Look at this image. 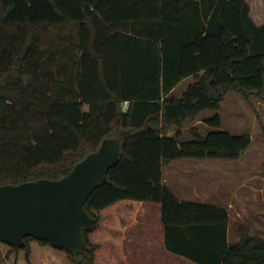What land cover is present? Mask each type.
<instances>
[{
  "label": "trees",
  "instance_id": "1",
  "mask_svg": "<svg viewBox=\"0 0 264 264\" xmlns=\"http://www.w3.org/2000/svg\"><path fill=\"white\" fill-rule=\"evenodd\" d=\"M230 90L264 91V23L248 0H0V185L59 179L106 138L122 150L85 204L95 223L83 252L25 236L23 246L0 240L6 259L125 264L124 228L147 201L161 205L169 252L264 264L263 241L246 231L229 241L226 208L181 200L163 181L173 160L235 159L250 146V135L221 128L219 113L204 119L214 130L193 126L180 141Z\"/></svg>",
  "mask_w": 264,
  "mask_h": 264
},
{
  "label": "rangeland",
  "instance_id": "2",
  "mask_svg": "<svg viewBox=\"0 0 264 264\" xmlns=\"http://www.w3.org/2000/svg\"><path fill=\"white\" fill-rule=\"evenodd\" d=\"M248 1L252 7V16L257 23L263 24L264 0ZM192 81V77L184 78L178 84L175 93L182 95ZM217 113L221 115L222 129L228 130L234 135L248 134L251 136L252 142L239 158H207L203 160L200 165L204 167V173H201L202 175L198 173L196 179L205 184L204 190H202L204 196H211V201L220 202L229 208L230 242H236V237L243 231L249 232L264 242V91L262 93L251 92L247 95L235 90L228 91L219 111L205 110L199 116L201 122L187 123L182 130L180 141L191 139L193 126L203 134L214 130L215 127L205 123L203 119L211 118ZM189 159L181 158L172 162V165L176 167V171L172 175L178 193L187 192L186 190L189 189L184 184V180H187L188 186L192 182V177H187L186 174L190 165L188 164ZM168 169L167 167L166 171ZM154 210L155 208L150 211L147 218H152L154 223H159L161 218L156 215L157 212ZM159 246V242H157L156 248ZM7 250L6 246L0 244V264H14L12 260L6 259ZM162 250L160 247L155 251L149 248L146 251V254L151 256L147 257L149 261L159 260L157 257H161L159 255ZM40 259L45 261L44 257ZM189 263L196 264L191 261ZM49 264L51 263L49 262ZM165 264H171V261L166 260Z\"/></svg>",
  "mask_w": 264,
  "mask_h": 264
},
{
  "label": "water",
  "instance_id": "3",
  "mask_svg": "<svg viewBox=\"0 0 264 264\" xmlns=\"http://www.w3.org/2000/svg\"><path fill=\"white\" fill-rule=\"evenodd\" d=\"M122 154L119 138H106L100 147L59 178H41L0 185V240L18 246L25 236L47 240L73 255L86 249L85 230L94 219L85 208L93 191L108 180Z\"/></svg>",
  "mask_w": 264,
  "mask_h": 264
},
{
  "label": "crops",
  "instance_id": "4",
  "mask_svg": "<svg viewBox=\"0 0 264 264\" xmlns=\"http://www.w3.org/2000/svg\"><path fill=\"white\" fill-rule=\"evenodd\" d=\"M251 13H252V7H251ZM189 77H192V76H189ZM193 81H194V78H193ZM177 86L173 88L171 91L175 95H177L175 93ZM177 96H180V95H177ZM196 122L197 123L201 122V119L196 120ZM174 131H176V129L172 130L170 133L172 134ZM188 158H190L189 159L190 161L188 163L190 165L188 166V170L186 174H187V177L188 176L192 177V182L191 184L189 183V186H188L187 180L186 181L184 180V184L187 187H189V189L186 190L187 192L182 191L178 193L176 190V186L174 184V178L172 175L176 171L175 165H172V162L174 160L163 166V169H162L163 170V181L165 185L181 200L192 201V202L201 201L199 203L212 204V205L214 204L217 206L224 207L229 211V208H227L224 204L217 202V201L216 202L211 201L210 200L211 196L210 197L207 195L204 196V193L202 192V190H204L205 184H203L202 182H199L198 179H196V176H198V173L199 174L204 173L203 172L204 167L201 166L200 163L209 157H205V158L188 157ZM196 160H199V161H196ZM167 167L169 168L168 171H166ZM153 204L154 202L142 201L139 205V208L137 210V215L134 221L124 228L122 246H123V254L125 256V264H165L166 260L169 262L171 261V264L172 263L190 264L189 261L191 260L183 256L173 254L166 249L165 247V227L162 223V220L159 223H154L152 221V218L150 219L147 218V216L150 214V211H152L153 208H155L156 211L155 210L154 211L157 212L156 215L160 216L161 218V205L159 203H155L157 205H153ZM230 229H231V218H230V224H229V230H228L229 238H230ZM239 237H240V234L239 236L236 237V239L238 240ZM157 242H159V245H160L159 247L163 249L159 255L161 257H157V259L159 260L149 261V258L147 257H151V256H148L146 254V251L149 248H152L153 251H155L156 249L158 250L159 247L156 248Z\"/></svg>",
  "mask_w": 264,
  "mask_h": 264
},
{
  "label": "built area",
  "instance_id": "5",
  "mask_svg": "<svg viewBox=\"0 0 264 264\" xmlns=\"http://www.w3.org/2000/svg\"><path fill=\"white\" fill-rule=\"evenodd\" d=\"M125 105H127V102L125 103Z\"/></svg>",
  "mask_w": 264,
  "mask_h": 264
}]
</instances>
